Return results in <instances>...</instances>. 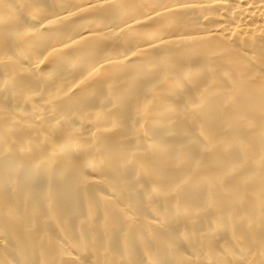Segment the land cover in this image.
Segmentation results:
<instances>
[{"label":"bare ground","instance_id":"6f19581e","mask_svg":"<svg viewBox=\"0 0 264 264\" xmlns=\"http://www.w3.org/2000/svg\"><path fill=\"white\" fill-rule=\"evenodd\" d=\"M261 262L264 0H0V264Z\"/></svg>","mask_w":264,"mask_h":264},{"label":"rangeland","instance_id":"374dc122","mask_svg":"<svg viewBox=\"0 0 264 264\" xmlns=\"http://www.w3.org/2000/svg\"><path fill=\"white\" fill-rule=\"evenodd\" d=\"M60 132V131H59ZM54 134H55V132H54ZM53 134V135H54ZM245 203V199L244 200H242V204H244ZM216 235V234H215ZM220 235H221V233L218 235H216V239H218L219 237H220ZM78 248V247H77ZM85 248H87V246L85 247ZM243 249V248H242ZM248 252H249V250H244V253H243V256H247L248 255ZM255 257V256H254ZM260 264H263L262 262L260 263Z\"/></svg>","mask_w":264,"mask_h":264}]
</instances>
